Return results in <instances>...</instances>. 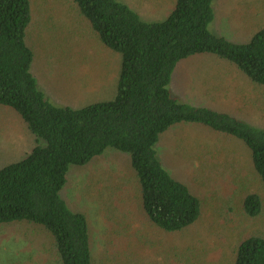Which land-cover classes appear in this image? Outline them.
I'll return each instance as SVG.
<instances>
[{
	"label": "trees",
	"instance_id": "16d2710c",
	"mask_svg": "<svg viewBox=\"0 0 264 264\" xmlns=\"http://www.w3.org/2000/svg\"><path fill=\"white\" fill-rule=\"evenodd\" d=\"M214 1L176 0L164 20L145 22L119 0H68L120 60L112 97L71 107L51 103L31 72V0H0V106L15 111L35 143L0 168V225L23 222L43 231L51 264H92L86 215L72 210L61 192L72 166H85L112 148L129 156L135 193L122 187L106 203L129 200L157 230H186L201 216V202L166 171L155 148L161 134L182 123L241 141L264 183V130L225 112L181 103L169 91L176 65L196 55L223 60L244 81L264 87V27L246 43L212 34ZM242 210L257 217L260 196L246 195ZM233 264H264V236L242 239Z\"/></svg>",
	"mask_w": 264,
	"mask_h": 264
},
{
	"label": "rangeland",
	"instance_id": "374dc122",
	"mask_svg": "<svg viewBox=\"0 0 264 264\" xmlns=\"http://www.w3.org/2000/svg\"><path fill=\"white\" fill-rule=\"evenodd\" d=\"M142 21L159 22L176 0H119ZM28 44L35 58L31 72L46 98L58 106L81 107L112 97L119 57L100 44L68 0H31ZM212 34L246 43L264 27V0H215ZM229 64L212 55L179 62L169 84L176 100L225 112L264 130V87L244 81ZM35 145L12 109L0 106V168ZM158 159L201 202V216L178 233L157 230L129 200L106 203L127 187L135 193L127 154L107 148L85 166H72L61 192L67 205L86 215L92 264H233L237 245L264 236V183L254 173L247 147L208 127L182 123L160 135ZM123 189V188H122ZM256 193L262 211L246 216L242 202ZM49 238L26 223L0 225V264H51Z\"/></svg>",
	"mask_w": 264,
	"mask_h": 264
}]
</instances>
